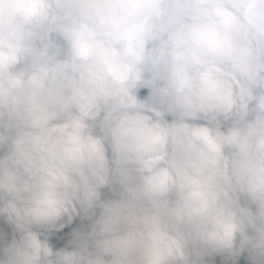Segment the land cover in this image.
<instances>
[{"label": "clouds", "instance_id": "obj_1", "mask_svg": "<svg viewBox=\"0 0 264 264\" xmlns=\"http://www.w3.org/2000/svg\"><path fill=\"white\" fill-rule=\"evenodd\" d=\"M0 264H264V0H0Z\"/></svg>", "mask_w": 264, "mask_h": 264}]
</instances>
